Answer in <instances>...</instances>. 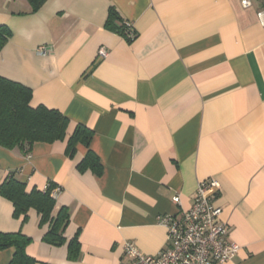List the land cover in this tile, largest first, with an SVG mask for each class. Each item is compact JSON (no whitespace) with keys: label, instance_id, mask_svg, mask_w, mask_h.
<instances>
[{"label":"crops","instance_id":"0c3cea01","mask_svg":"<svg viewBox=\"0 0 264 264\" xmlns=\"http://www.w3.org/2000/svg\"><path fill=\"white\" fill-rule=\"evenodd\" d=\"M241 1L46 0L31 12L26 0H0L10 31L0 76L31 89V106L65 115L68 134L92 131L72 154L66 139L27 154L0 146V184L14 173L27 192L61 189L52 214L64 208L67 222L56 245L35 209L15 218L0 195V231L30 237L35 264H119L125 241L156 255L169 245L158 217L188 209L206 178L220 184L216 205L239 247L222 264H264V0ZM110 7L133 40L105 26ZM88 150L98 174L77 168ZM12 254L0 250V264Z\"/></svg>","mask_w":264,"mask_h":264},{"label":"trees","instance_id":"16d2710c","mask_svg":"<svg viewBox=\"0 0 264 264\" xmlns=\"http://www.w3.org/2000/svg\"><path fill=\"white\" fill-rule=\"evenodd\" d=\"M31 12L36 11L46 0H26ZM117 22V23H116ZM105 26L114 30L127 41L135 38L136 33L131 24L127 25L117 14L113 7L109 8V14ZM132 29L134 36L129 37ZM10 36V31L5 25H0V50ZM31 89L0 76V146L6 149L19 148L24 154L30 151L35 142L52 143L66 139V153L72 154L76 146L81 144L89 147L92 131L82 124H77L72 133L68 134V118L55 109H49L43 105L31 106ZM79 171L91 168L95 173H100V164L97 156L88 150L77 165ZM56 185L49 183L43 190L32 189L27 192L25 184L10 173L0 184V195L13 205V216H22L25 220L27 211L33 208L40 215V224L48 223L49 228L45 239L51 244L63 242L61 232L67 222L64 208H60L56 214H52L54 198L51 195ZM31 238L22 232L0 231V250L13 248V254L9 264H35V260L26 253V247ZM69 257L75 258L79 250L76 239L69 242Z\"/></svg>","mask_w":264,"mask_h":264},{"label":"built area","instance_id":"2783aa9c","mask_svg":"<svg viewBox=\"0 0 264 264\" xmlns=\"http://www.w3.org/2000/svg\"><path fill=\"white\" fill-rule=\"evenodd\" d=\"M242 5H249L242 0ZM130 25L129 22H126ZM129 37L134 33L130 28ZM40 55H46L47 49L37 48ZM98 57L104 58V48L98 51ZM60 187L52 189V197L60 192ZM220 184L214 178L199 181L193 194L190 207L175 214H164L158 221L166 228L169 245L156 255L143 254L130 241L123 243L124 258L119 264H222L239 249L238 245L227 240V224L221 220V208L216 205ZM172 201L179 203V196Z\"/></svg>","mask_w":264,"mask_h":264}]
</instances>
